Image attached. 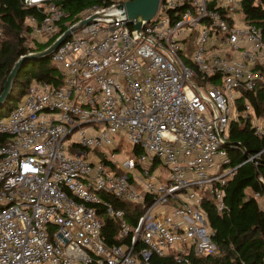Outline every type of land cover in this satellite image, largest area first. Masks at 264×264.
Returning <instances> with one entry per match:
<instances>
[{
    "label": "built area",
    "instance_id": "1",
    "mask_svg": "<svg viewBox=\"0 0 264 264\" xmlns=\"http://www.w3.org/2000/svg\"><path fill=\"white\" fill-rule=\"evenodd\" d=\"M61 1L22 0L38 10L24 20L39 43L90 22L50 54L60 83L32 80L0 117V264H151L153 253L187 264L214 254L204 203L210 196L224 210L240 165L228 154L229 126L249 122L264 137V107L238 104L264 91L261 29L241 0H159L139 26L127 23V0L74 20ZM123 140L137 158L117 153ZM242 150L243 162L261 153ZM108 196L141 212L130 222ZM100 209L119 243L104 241Z\"/></svg>",
    "mask_w": 264,
    "mask_h": 264
},
{
    "label": "trees",
    "instance_id": "2",
    "mask_svg": "<svg viewBox=\"0 0 264 264\" xmlns=\"http://www.w3.org/2000/svg\"><path fill=\"white\" fill-rule=\"evenodd\" d=\"M111 0H62L61 4L68 16L74 20L76 15L90 5L105 6ZM241 11L245 19L257 25L264 38V0H241ZM27 15H38V10L25 7L22 0H0V27L5 38L0 39V93L15 61L29 50L40 51L51 43H37L34 47L26 44L23 33L28 30L25 23ZM3 36V37H4ZM42 44V45H41ZM32 80L46 81L53 86L60 83L58 70L53 66L50 55L29 59L19 68L9 96L0 108V117L5 116L25 92ZM251 103L255 113H261L264 107V91L244 93L238 100ZM228 154L232 165H239L234 176L226 183L223 193L225 208L217 211L212 197H206L204 203L208 221L214 230L213 239L217 246L214 254L191 256L187 264H264V211L254 193H259L264 201V137L254 135L249 124L231 122L229 126ZM7 136L0 132V144ZM248 154L261 152L255 161L243 162ZM138 150L134 149L137 154ZM121 173L120 170H117ZM259 178H262L261 181ZM116 208L124 209L130 222L141 212L138 205L128 203L114 196H108ZM99 215L103 221L102 236L108 244L119 243L118 226L106 217L102 209ZM151 264H185L175 260L173 253L164 256L152 254Z\"/></svg>",
    "mask_w": 264,
    "mask_h": 264
},
{
    "label": "water",
    "instance_id": "3",
    "mask_svg": "<svg viewBox=\"0 0 264 264\" xmlns=\"http://www.w3.org/2000/svg\"><path fill=\"white\" fill-rule=\"evenodd\" d=\"M158 4L159 0H127L120 4V7H123L125 10L127 23L139 26L142 21H149L155 15L158 9ZM88 22H90V19L80 20L76 26L72 27L70 30H66L60 38L53 41L43 50L20 55L12 66L3 84V89L0 93V108L3 106L4 102L9 96L16 74L23 63L29 59L49 56L62 42L65 41V39L70 35L71 30L74 31Z\"/></svg>",
    "mask_w": 264,
    "mask_h": 264
},
{
    "label": "rangeland",
    "instance_id": "4",
    "mask_svg": "<svg viewBox=\"0 0 264 264\" xmlns=\"http://www.w3.org/2000/svg\"><path fill=\"white\" fill-rule=\"evenodd\" d=\"M4 36V35H3ZM1 37L0 39H3V38H5V36L4 37ZM23 36L25 37V39H26V44L27 45H29L30 47H34L35 48V45L37 44V43H39L34 37H32V36H30L29 34H28V32H24L23 33ZM40 38V40H45V38L44 37H39ZM45 43H47L46 41H44ZM42 43V42H41ZM42 45V44H41ZM34 52H37V51H33V53ZM27 53H29V51L27 52ZM132 144L130 143V142H128V141H126V140H123L122 141V143L120 144V148H119V151L117 152L118 154L120 153V156H122V157H132V158H137V154H135L134 152H133V150H132ZM72 152V151H71ZM89 157H91L90 155H89ZM92 158V157H91ZM90 158V159H91ZM155 166L159 169V172H160V174H161V180H164L165 179V177L167 176V173H168V171H167V168L166 167H164L161 163H156L155 164Z\"/></svg>",
    "mask_w": 264,
    "mask_h": 264
}]
</instances>
